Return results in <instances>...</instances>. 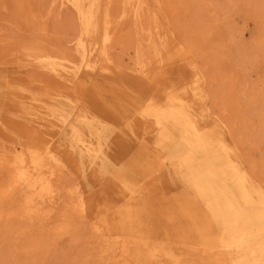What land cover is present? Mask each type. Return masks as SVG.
I'll list each match as a JSON object with an SVG mask.
<instances>
[{"label":"bare ground","instance_id":"1","mask_svg":"<svg viewBox=\"0 0 264 264\" xmlns=\"http://www.w3.org/2000/svg\"><path fill=\"white\" fill-rule=\"evenodd\" d=\"M53 2L76 9L82 23L79 44L85 45L97 30L98 0ZM14 3L20 26L32 34L23 46L25 55L54 76L59 77L54 68L62 67L73 77L78 67L71 56L45 46L54 40L49 17L34 0ZM109 5L122 12L119 16L107 12L100 40L102 68L113 72L109 64L115 59L113 50L124 46L116 33L128 18L142 19L147 1L109 0ZM147 34L152 38L151 32ZM131 59L129 73L149 78L142 55ZM192 67L196 76L205 77L202 67L195 63ZM73 79L74 83L76 76ZM24 81L17 79L18 84ZM199 84V77H193L173 84L161 98L145 96L132 104L131 118H118L106 106L113 117L97 107L87 110L60 145L54 138L65 131L67 116L42 104L31 109L18 90L9 93L12 115L6 123L0 122V236H9L11 244L37 235L35 243L22 246L30 253L41 247L44 236L74 234L81 224L99 255L108 260L106 264H264V183L245 167L240 147L229 140L230 130H225L229 126L221 116L214 117L219 123L214 128L204 124L197 108L214 112L210 94ZM93 98L102 105L97 93ZM262 98L260 136L264 139V92ZM16 113L20 120L14 118ZM115 139L129 145L137 142L141 151L121 166V160L113 158L114 165L108 169L104 160L112 158ZM169 167L177 175L175 185H166L161 176L171 174ZM73 172L82 181L88 174L94 179L110 174L115 198L94 203L85 184L69 178ZM152 212L165 222L159 234L147 217Z\"/></svg>","mask_w":264,"mask_h":264},{"label":"rangeland","instance_id":"2","mask_svg":"<svg viewBox=\"0 0 264 264\" xmlns=\"http://www.w3.org/2000/svg\"><path fill=\"white\" fill-rule=\"evenodd\" d=\"M14 1L0 0V122L6 123L12 115L7 101L9 93L18 90L25 96L23 104L31 109L42 104L67 116L65 131L56 132L54 138L60 145L68 140L70 127L76 125L87 110L97 107L112 116L106 106L118 118H131L135 109L133 103L142 102L145 96L161 98L164 90L173 84L199 77V87L210 94L209 106L214 112L211 114L202 106L197 108L203 114L204 124L214 128L219 124L214 117L221 116L229 126L225 128L230 130L229 140L240 147L245 167L253 172L257 182L264 183V139L260 136L263 122L259 115L264 92V0H162V5L157 4V0H146L147 9L142 19L128 18L122 30L116 33L124 46L113 50L115 59L109 62L113 72L102 68L104 58L100 40L107 12L115 16L122 13L117 6H110L109 0H98L97 30L85 45H80L82 23L72 5L59 7L53 0H34L49 17L54 40L45 43L46 48L71 56L78 67L73 77L62 67L54 68L59 77L54 76L25 55L22 49L32 34L20 26ZM115 32L116 29L112 34ZM136 55H142L147 62L149 78L141 79L129 73L131 58ZM193 63L203 68L205 77L201 73L195 75ZM17 79L25 81L18 84ZM94 93L102 105L94 100ZM19 115L16 113L14 118L20 120ZM219 130L216 128L217 134L221 133ZM117 132L122 131L116 129ZM112 137L110 135L109 141ZM140 151L137 142L129 145V142L115 139L110 149L113 156L105 159L104 165L111 169L113 158L121 160L119 166L125 165ZM205 157L203 154L202 159ZM169 169L165 173L169 171L170 175L161 176L166 185H175L177 175L173 167ZM109 175L94 179L88 174L89 178L82 181L73 172L69 178L77 177L87 187L92 201L101 203L116 196ZM147 217L156 234L164 230L165 222L155 212ZM89 235L80 224L74 234L61 238H53L51 234L44 236L38 251L30 253L22 246L35 243L37 235L20 237L11 244L10 237L3 235L0 236V264L108 263L99 255L98 247L90 242ZM74 237L79 240L74 242ZM12 244L8 256L6 253Z\"/></svg>","mask_w":264,"mask_h":264}]
</instances>
